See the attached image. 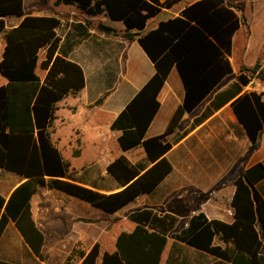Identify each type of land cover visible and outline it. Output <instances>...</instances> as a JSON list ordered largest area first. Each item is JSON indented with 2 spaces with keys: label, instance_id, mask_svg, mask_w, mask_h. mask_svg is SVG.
Listing matches in <instances>:
<instances>
[{
  "label": "trees",
  "instance_id": "trees-1",
  "mask_svg": "<svg viewBox=\"0 0 264 264\" xmlns=\"http://www.w3.org/2000/svg\"><path fill=\"white\" fill-rule=\"evenodd\" d=\"M76 3L89 15L104 14L125 25L123 36L136 39L155 67V73L110 123L119 131L117 142L122 151L141 144L145 158L131 163L124 155L116 156L106 166L115 181V189L104 193L75 183L70 178L68 162L52 144L50 125L56 101L75 94L84 86L81 67L58 53L60 38L55 32L60 20L54 16L25 13L23 0H0V32L6 44L0 60V74L7 79L0 86V168L25 178L5 199L0 194V235L8 221L23 238L29 250L43 259V233L34 221L30 199L38 187L56 189L85 200L98 209L112 213L140 194L150 193L172 170L165 153L173 142L167 135L175 131L182 115L190 112L228 74L235 32L243 25L241 5L234 0H195L185 4L176 15L159 19L148 28L151 18L162 9H172L180 0H57ZM19 18L16 26L6 27V20ZM79 37L86 27L73 25ZM106 31L111 28L103 26ZM71 41L70 49L77 43ZM46 69L43 81L35 73L39 51ZM175 67L182 81V103L172 113L165 130L145 137L146 129L158 110L157 94L170 69ZM259 63L241 64L237 82L215 94L210 108L194 119L204 120L213 109L230 101L231 110L248 139L255 143L264 131V94L241 92L258 72ZM103 96L96 104L100 103ZM192 125V127H194ZM264 178L262 162L246 168L234 180L230 206L231 222L208 220L204 214L193 215L187 226L173 235L176 241L218 258L223 264H264V197L255 185ZM134 226L120 231L115 250L100 252L95 241L85 252L74 248L64 262L57 264H160L167 244L166 233L177 218L158 215L152 209L135 208L127 216ZM260 226V233L256 228ZM217 235L225 246L213 245ZM75 259H79L75 263ZM0 264H17L0 259ZM181 264V263H178Z\"/></svg>",
  "mask_w": 264,
  "mask_h": 264
},
{
  "label": "crops",
  "instance_id": "crops-1",
  "mask_svg": "<svg viewBox=\"0 0 264 264\" xmlns=\"http://www.w3.org/2000/svg\"><path fill=\"white\" fill-rule=\"evenodd\" d=\"M193 1L195 0H180L174 8L162 9L156 17L151 18L154 21L151 25L148 21L147 27H154L161 19L158 17L160 14L163 17L176 15L185 4ZM23 9L25 13L34 16H54L60 20L59 26L55 28L60 38L58 53L77 63L84 75V86L79 91L75 94H67L56 101L54 117L47 129L49 138L58 149L62 159L68 162L69 176L72 181L104 193L112 192L116 190V184L106 188L94 180L89 181L81 176L87 167L85 157L99 156L105 152L100 147L107 143L103 142L106 135L100 129L99 120L103 119L106 129L115 136V151L117 152L106 163V173L108 163L120 154L131 163L145 158L146 154L141 144L122 151L116 139L120 132L111 130L109 126L155 73V67L136 39L128 40L123 36L125 25L120 20H112L104 14L89 15L76 3H63L57 0H23ZM20 19L21 17L7 19L6 27L16 26ZM75 24L86 27L87 34L84 37H79L78 31L81 29L77 31L73 28ZM103 26L111 28V31H106ZM77 39V43L67 49V45ZM5 44L4 32H0V60ZM44 51V49L39 51L35 68L40 81H43L46 74V69L40 65L44 59ZM244 65L250 66L245 63ZM263 65L262 63L258 68H262ZM233 73L234 76L231 78ZM257 73L260 72L255 74ZM237 74L238 72H231L224 77L196 107L182 115L175 131L166 136L173 142L172 147L165 153V157L172 165V170L150 193L140 194L123 206L129 210L124 217L129 225L126 228L116 229L110 246L103 248L98 241V238L106 231L105 226L100 223V216L93 218L90 216L92 213L88 215L87 211L94 209L93 213L101 211L118 216L123 207L108 213L78 197L69 196L56 189L38 187L30 199V204L32 217L43 233L41 252L44 258H38L29 250L14 223L8 221L0 235V259L10 262L12 259H17L8 255L9 246H3L7 229L16 231L17 234L11 233L29 251L30 264L62 263L74 248L87 252L95 241L100 243V252H112L115 250V238L118 233L131 230L135 224L127 217L128 214L135 208H147L160 216L169 214L177 218L174 227L166 233L167 244L160 264H186L178 255L179 249L186 245L176 241L173 235L185 228L193 215L202 213L208 220L219 219L225 222H231L233 219L230 201L234 191V180L240 174L231 178L233 166L231 161L234 157L232 143L235 146L240 144L239 150L242 149L241 152L246 155L243 171L264 160V153L259 155L257 151L264 131L257 142L252 143L237 122L231 110L230 101L218 109H213L208 117L194 125V119L210 108L215 94L237 82ZM6 83L7 79L0 74V86ZM249 91L264 93L263 75L261 77L254 75L248 84L242 85L241 92ZM183 95L182 81L176 68L172 67L157 94L159 107L146 129L145 137L161 134L165 130L172 113L182 103ZM102 96V101L96 104ZM173 134L174 138L171 140L170 137ZM255 144H257L256 149L250 151V147ZM131 150L134 151L128 153ZM72 157H74L73 160L68 159ZM8 179L13 181L10 186L6 187ZM24 179L1 167L0 194L6 199ZM111 179L113 180L112 177ZM263 184L264 178L256 183L255 188L264 197V191L261 188ZM129 203L133 205L129 207L131 205ZM226 211L232 214H226ZM180 222H182L181 226H179ZM175 226L180 229L174 231ZM258 232L260 233L259 230ZM88 237L94 238L93 242L90 243ZM212 244L225 246L217 235L214 236ZM189 248L198 252V256L205 260L194 264H212L214 261L223 264L210 254ZM210 257L212 258L211 263H209ZM74 261L78 263L79 259Z\"/></svg>",
  "mask_w": 264,
  "mask_h": 264
},
{
  "label": "rangeland",
  "instance_id": "rangeland-1",
  "mask_svg": "<svg viewBox=\"0 0 264 264\" xmlns=\"http://www.w3.org/2000/svg\"><path fill=\"white\" fill-rule=\"evenodd\" d=\"M234 1L241 5V10L239 11V14H242L244 18L243 25L234 34L232 41V54L230 56V60L232 63V72H238L240 65L244 63L247 65L249 64L250 66L253 65L255 62H258L259 65H261L262 63L264 64V0ZM158 17L163 18V15L160 14ZM153 22V19H150L149 25H151ZM258 72H260V74L264 76V65L262 68H258ZM233 76L234 73L231 75V78ZM99 121L101 125L100 129L106 135V138L103 142L107 143L100 146L105 150V152L99 156L85 157V163L87 167L85 168L84 172L81 173V176H83L89 181L94 180L96 183L108 188L110 186L115 185L111 177L105 172L106 163L108 162V160L111 159L113 155L117 153L115 151V136L109 130L106 129V123L103 122V119H100ZM173 138L174 134L171 135L170 139L173 140ZM232 147L234 157L231 161L233 163L231 178L236 174H240L243 171L244 165L246 164V155L244 152H241L242 149L239 150V148L241 147L240 144H236L235 146V144L232 143ZM256 147L257 144L253 145V147H250V151L255 150ZM134 150H131L128 153ZM257 151L259 152V155H262L264 153V135H262L261 137ZM240 153L243 154L240 155ZM68 159L73 160L74 157ZM7 181L9 182H7L6 187L10 186L13 180L8 179ZM261 188L264 191V184L261 186ZM132 205L133 204L129 205V207ZM121 210L122 211L118 213V216L106 214L101 211H96V213H93L94 209L87 211L88 215L92 213L90 216L93 218L100 216V223L106 228V231H104L103 235L98 238V241L101 243L103 248L110 246V243L112 242V238L114 236L113 234L116 229L126 228L129 225L127 224V219L124 218L126 217L129 210L125 209V207H123ZM226 214H228L227 211ZM181 225L182 222L179 223V226ZM256 227L260 231L259 224H256ZM179 229V227L175 226L174 231H178ZM89 231L90 229L88 227V232ZM11 232L16 233V231H13V229H7L5 233L6 236L4 237L3 241L4 247L9 246L8 255H10L11 258H17L16 260L12 259L11 261L17 264H30L29 251H27L23 243L18 242L14 238ZM88 240L91 243L93 242L94 238L88 237ZM178 255L182 261L186 262V264H194L195 262L201 263L205 261L203 260L204 258L198 256V252L194 251L193 249L187 246H183L182 248H180ZM211 261L212 258L209 259V263H211ZM212 264L218 263L214 261V263Z\"/></svg>",
  "mask_w": 264,
  "mask_h": 264
},
{
  "label": "built area",
  "instance_id": "built-area-1",
  "mask_svg": "<svg viewBox=\"0 0 264 264\" xmlns=\"http://www.w3.org/2000/svg\"><path fill=\"white\" fill-rule=\"evenodd\" d=\"M262 164H263V167H264V160L262 161ZM228 213H229V214H232V212H230V211H229Z\"/></svg>",
  "mask_w": 264,
  "mask_h": 264
}]
</instances>
